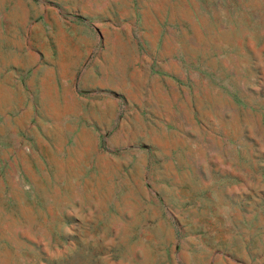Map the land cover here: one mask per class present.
<instances>
[{"label": "rangeland", "instance_id": "rangeland-1", "mask_svg": "<svg viewBox=\"0 0 264 264\" xmlns=\"http://www.w3.org/2000/svg\"><path fill=\"white\" fill-rule=\"evenodd\" d=\"M0 264H264V0H0Z\"/></svg>", "mask_w": 264, "mask_h": 264}]
</instances>
